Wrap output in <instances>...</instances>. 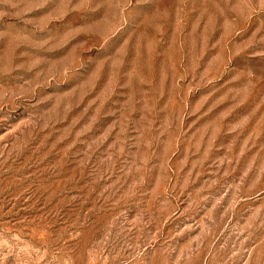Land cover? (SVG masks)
Listing matches in <instances>:
<instances>
[{
  "label": "rangeland",
  "instance_id": "374dc122",
  "mask_svg": "<svg viewBox=\"0 0 264 264\" xmlns=\"http://www.w3.org/2000/svg\"><path fill=\"white\" fill-rule=\"evenodd\" d=\"M0 264H264V0H0Z\"/></svg>",
  "mask_w": 264,
  "mask_h": 264
}]
</instances>
